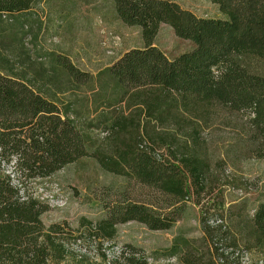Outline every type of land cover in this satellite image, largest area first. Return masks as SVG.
Returning <instances> with one entry per match:
<instances>
[{"label": "trees", "instance_id": "16d2710c", "mask_svg": "<svg viewBox=\"0 0 264 264\" xmlns=\"http://www.w3.org/2000/svg\"><path fill=\"white\" fill-rule=\"evenodd\" d=\"M213 1L224 16L197 15L176 0H114L125 23L141 26L145 44L128 48L96 74L63 52H50L54 64L42 69L48 79L65 77L88 88L72 98L0 69V264H154L143 246L116 245L117 224L139 220L169 228L181 206L161 212L127 201L109 206L99 219L82 216L77 227L43 221L49 204L25 183L82 156L179 199L207 190L209 160L200 131L216 118L233 129L224 144L227 155L264 158V70L253 64L264 61V0ZM36 2L0 0V13L28 10ZM162 22L194 47L169 57L154 42ZM168 122L180 126L190 143L166 152L143 144L147 136L167 142L169 132L158 129ZM200 221L202 243L183 238L181 248V242L173 245L184 264H230L231 255L238 264L239 248L257 252L264 264V202L248 222L228 230V241L218 228L222 220ZM79 243L81 253L70 248ZM89 243L95 253L87 250Z\"/></svg>", "mask_w": 264, "mask_h": 264}, {"label": "rangeland", "instance_id": "374dc122", "mask_svg": "<svg viewBox=\"0 0 264 264\" xmlns=\"http://www.w3.org/2000/svg\"><path fill=\"white\" fill-rule=\"evenodd\" d=\"M176 1L197 15L224 16L213 0ZM6 14L0 13V69L32 79L39 88L58 98H72L88 88L76 86L65 77L57 83L48 79L42 69L54 64L50 53L53 50L69 55L80 68L96 74L128 48L145 44L141 26L125 23L114 0H37L28 10ZM154 42L169 57L195 45L191 39L178 36L165 22L160 24ZM253 62L264 70L263 60ZM37 70H41V77ZM175 112L177 116L181 113L177 109ZM164 127L158 130L169 132L167 142L162 144L147 136L143 144L166 152L177 144L190 143L180 126L168 122ZM200 133L209 171L207 190L198 197L174 198L135 177L106 170L90 155L69 162L48 176L30 179L25 187L48 202L49 209L42 214L46 224L68 221L77 227L82 216L99 219L106 215L109 206L127 201L144 202L161 212L181 206L182 213L171 227L153 229L139 220L120 222L115 240L117 246L125 242L143 246L154 264H184L173 245L181 242V248L183 238H198V243H202L200 216L211 224H221L222 220L218 228L228 241V230L236 228L241 220L248 222L256 207L264 202V158H237L224 152V144L233 134L227 119L212 120ZM86 246L89 252H96L95 245ZM70 248L81 253L80 243ZM234 255L238 256V264H250L252 260L253 264H261L257 252L249 254L239 248ZM228 259L230 264L237 260L232 255Z\"/></svg>", "mask_w": 264, "mask_h": 264}]
</instances>
